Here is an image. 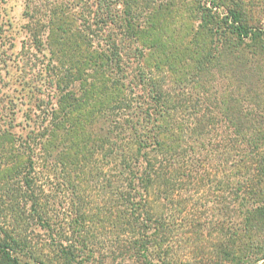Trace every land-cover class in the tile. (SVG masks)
<instances>
[{"label":"trees","instance_id":"1","mask_svg":"<svg viewBox=\"0 0 264 264\" xmlns=\"http://www.w3.org/2000/svg\"><path fill=\"white\" fill-rule=\"evenodd\" d=\"M49 3L0 109V264H264V0Z\"/></svg>","mask_w":264,"mask_h":264},{"label":"rangeland","instance_id":"2","mask_svg":"<svg viewBox=\"0 0 264 264\" xmlns=\"http://www.w3.org/2000/svg\"><path fill=\"white\" fill-rule=\"evenodd\" d=\"M56 1L59 0H0V109L5 117H8L9 113L17 111L19 115L16 121L18 122L21 121V113L31 106L22 96L24 90L19 85L17 72V66L21 65V59L25 58V54L28 55L33 51L26 33L27 17L25 13L42 14L47 8L48 2L56 3ZM32 60L34 61L33 71L29 74V84L40 90V95L45 98L52 97L54 89L47 83L46 57L42 56V53H36ZM10 100L14 105L5 104ZM27 102L28 104H26Z\"/></svg>","mask_w":264,"mask_h":264}]
</instances>
